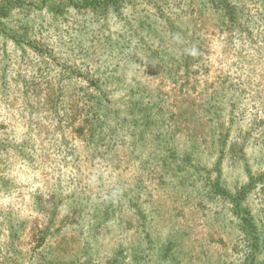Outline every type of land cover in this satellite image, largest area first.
Segmentation results:
<instances>
[{
	"label": "rangeland",
	"instance_id": "rangeland-1",
	"mask_svg": "<svg viewBox=\"0 0 264 264\" xmlns=\"http://www.w3.org/2000/svg\"><path fill=\"white\" fill-rule=\"evenodd\" d=\"M183 6L189 36L166 47L174 58L141 54L127 67V87L106 90L117 109L128 105L126 91L136 85L165 110L139 146L133 130L88 141L80 115L73 124L60 121L65 111L74 116L87 90L95 93L88 80L97 78L100 64H117V50L93 49L87 57L67 55V49L24 55L0 38V264H130L134 253L142 257L147 248L133 227L138 209L158 213L148 264H240L245 249L230 229L231 206L207 198L205 184L220 179L233 194L248 183V170L254 176L264 172V25L241 36L216 17L199 20ZM248 7L255 12L250 2ZM183 30L178 25L175 32ZM71 36L65 37L69 44ZM194 52L193 65L185 69L180 55ZM66 58L73 67L62 76ZM88 64L85 76L77 73ZM58 86L65 101L45 102L43 95ZM213 104L217 116L210 114ZM156 134L161 141H153ZM165 140L176 161L200 146L196 173H180L189 186L177 189L163 165ZM261 190L256 187L248 203L264 222ZM99 207L114 214L100 226ZM168 238L176 251L171 260L158 256Z\"/></svg>",
	"mask_w": 264,
	"mask_h": 264
},
{
	"label": "trees",
	"instance_id": "trees-1",
	"mask_svg": "<svg viewBox=\"0 0 264 264\" xmlns=\"http://www.w3.org/2000/svg\"><path fill=\"white\" fill-rule=\"evenodd\" d=\"M248 2L256 7L254 13L249 9ZM183 5L199 20L204 17H216L222 28L232 29L241 36L250 34L254 27L264 25V0H0V38L5 44L12 42L24 55L30 50L41 56L45 52L53 56L57 50L63 52L67 49V55L80 53L87 57L92 54L93 49L112 52L114 49L117 50L118 55L115 57L117 64H113L112 68L100 64L96 72H93L97 78L93 80L88 77L91 78L88 82L90 87L96 90L95 93H89L87 91L90 90H87L83 94L84 104L79 107L77 103L72 109V111L75 109L74 116H68L65 111L60 121L67 119L73 124L74 118L78 119L77 116L80 115L84 126L82 131L86 130L89 133L88 141H94L99 134L101 137L106 136L105 134L117 136L125 134L126 130H133L134 145L139 146L146 139V131L155 129L157 122L153 120L154 117L161 116L165 110L159 103L148 100L147 93L141 92L142 88H136V85L130 86L126 91L128 105H125L123 110L117 109L106 90H116L120 85L127 87L129 83L125 78L129 73L127 67L136 64L141 54L153 53L166 57L169 53L165 49L172 44L174 38L180 42L188 38ZM167 8H171V11H167ZM77 14L82 17L76 16L72 19ZM96 24L99 25V30L94 28ZM178 25L184 29L181 35L175 32ZM71 33L72 40L69 44L65 37ZM195 54L194 52L180 55V63L182 62L185 69L193 65ZM174 56L171 54L167 57L173 59ZM164 57L160 60L161 65L158 63L162 67L165 63ZM146 62L151 63L152 59L144 63ZM121 63L125 65L122 66ZM72 67L66 58L63 64H60L62 76H65ZM83 67L85 68L77 69L81 76H85L84 72L90 65ZM122 68L124 70H121ZM2 84L5 85V81H2ZM35 91L37 93V89ZM67 97L63 87L58 86L57 89L48 90L43 95V100L60 102L65 101ZM210 114L219 115L216 104L212 105ZM260 123L263 124L264 121ZM155 140L161 141V136L156 134L153 138V141ZM215 141L216 143L212 145L214 148L219 146L218 140ZM164 142L169 146H166L163 165L170 176L176 179V188L180 189L181 184L185 185L186 182L189 186L188 178L185 176L181 178L180 173L192 171L196 173L199 167L195 155L200 153L198 151L200 146L196 144L197 149L192 153H186L182 161H176L178 156L176 157L175 149L171 148L168 140ZM220 144L223 145V142ZM247 173L248 183L237 192L232 194L221 185L220 179H217L214 182H206L205 196L213 201L217 197L221 198L231 206L235 220L232 221L233 226L230 229L232 233L237 234L245 249L240 264H264V259L261 260L264 254V222L259 214L253 213L248 203L256 187H261V191H264V172L256 176L250 170ZM110 212L108 208L99 207L96 215L98 226L113 219L114 214ZM136 214L137 223L133 227L147 248L142 257L134 253V260L130 264H148L151 256L147 249L148 246L151 249L154 244L153 223L158 213L152 212L148 216L145 211L138 209ZM174 235V231L170 232V236ZM166 241L164 249L157 255L165 260L174 259L176 253L173 248L174 242L169 238ZM115 262L119 263V257Z\"/></svg>",
	"mask_w": 264,
	"mask_h": 264
}]
</instances>
